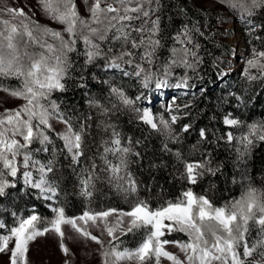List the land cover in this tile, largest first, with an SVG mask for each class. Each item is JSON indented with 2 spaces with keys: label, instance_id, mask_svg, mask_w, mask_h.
<instances>
[{
  "label": "snow or ice",
  "instance_id": "6c2138e0",
  "mask_svg": "<svg viewBox=\"0 0 264 264\" xmlns=\"http://www.w3.org/2000/svg\"><path fill=\"white\" fill-rule=\"evenodd\" d=\"M225 3L248 16L257 7H264V0ZM39 5L52 20L64 26L63 32L40 25L23 9L9 8L11 18L0 20V90L24 101L15 109L0 112V198L10 195L9 190L22 182L42 199L58 201L64 192L60 160L65 159L77 177L80 195L90 205L94 198L99 200V196L106 195L101 191L106 185L123 194L129 210L104 207L97 202L77 216H68L62 203L52 207L51 218L41 217L35 211L27 216L12 212L11 223L0 220V254L8 256V264H30V244L49 233L60 237L62 252L70 255L63 242L65 225L100 246L103 264H161L162 259L171 264H262L264 190L249 187L239 198L216 206L206 196H197L189 189L174 200L153 205L139 198L143 182L132 170V165L144 158V153L136 151L141 141L122 136L109 124L105 131L110 128L111 132L103 141L102 151L97 148L93 152L91 116L74 120L50 99L54 91L65 90L63 81L71 64L69 54L79 50L78 42L82 43L85 64L103 59L106 68L120 69L125 76L143 77L145 88L153 81L156 89L187 87V76L175 85H169V77L174 68L195 70L201 62L197 53L200 45L193 36V31L199 29L186 24L178 30L172 39L179 47L173 46L169 58L162 60L160 0H91L87 18L79 13L76 0H39ZM125 66L132 71L125 70ZM244 76L249 81L264 80V50H253ZM7 78L19 84L5 87L3 79ZM109 91L120 105L131 107L142 123L166 141H178L172 127L178 119L176 115L165 119L149 108L134 107L135 101L122 88L112 86ZM113 109L119 110L116 103L102 111L107 114ZM54 119L64 124V130L56 134L59 145L49 134L54 131L50 123ZM223 123L244 129L238 138L231 132L226 136L229 143L238 139L241 156H246L257 141L264 142V121L245 123L226 115ZM190 128L191 124H185L182 131L188 132ZM199 136L207 140V129H200ZM34 144L38 146L33 147ZM164 151H171L167 142ZM41 152L48 154L43 160L38 158ZM175 155L178 159L183 157L179 151ZM217 171L208 159L184 163V175L191 184L205 173L215 175ZM92 230L100 234L95 235ZM173 232L184 234L187 240L167 239ZM130 233H140L139 243L134 248L122 247L121 237ZM168 245L177 247L184 258L168 251ZM254 255L260 260L252 259Z\"/></svg>",
  "mask_w": 264,
  "mask_h": 264
},
{
  "label": "trees",
  "instance_id": "16d2710c",
  "mask_svg": "<svg viewBox=\"0 0 264 264\" xmlns=\"http://www.w3.org/2000/svg\"><path fill=\"white\" fill-rule=\"evenodd\" d=\"M247 2L250 4L251 0ZM90 3L91 0H76L78 11L85 18L88 16ZM160 5L163 47L159 55L162 60L169 58L173 46L179 47L174 45L172 39L178 30L186 24L190 28L195 25L199 29V32L193 31V36L200 45L197 53L201 62L195 70L174 68L173 75L169 77V85H175L187 76V87L156 89L153 81L145 88L143 77L125 76L120 69L106 68L103 59L85 64L82 43L78 42L79 50L69 54L71 64L63 81L65 90L54 91L50 99L66 114L72 115L74 120L91 116L89 123L92 125L90 139L93 141V152L97 148L102 151L103 141L108 139L111 132L110 128L105 131L109 124L122 136L141 141L136 145V151L144 153V158L133 164L132 170L143 182L138 192L139 198L147 199L153 205L174 200L189 189L197 196H206L216 206L239 198L249 187L264 190V142L257 141L246 156H241L238 139L229 143L226 136L231 132L238 138L244 129L223 123L226 115L245 123L264 121V80L249 81L244 76L247 60L252 57L253 50H264V7H257L254 14L248 16L239 9L230 8L225 0H218L215 6L204 4L203 0H160ZM9 8L23 9L40 25L63 32L64 26L43 12L39 0H0V20L11 18L7 12ZM234 19L238 20L248 43L246 55L238 70L231 67L233 48L227 41L233 32L227 24ZM253 25L256 26L255 29L250 30ZM65 38L67 39V34ZM125 70L132 71L127 66ZM252 71L255 73V69ZM3 84L5 87L17 86L19 81L7 78L3 79ZM112 86L122 88L135 101L134 107L141 109L150 98L157 100L164 93L175 92L176 104L172 109L165 110L157 106L153 113L157 116L164 115L169 120L172 115L178 117L172 126L179 137L178 141H166L160 133L142 123L131 107L120 105L110 95ZM136 97L140 99L136 100ZM17 101L12 109L24 103L19 98ZM112 103H116L119 110L113 109L104 114L102 109H111ZM185 124H191L188 132L182 131ZM202 128L207 129V140H201L199 136ZM49 134L54 144L59 145L57 132L54 130ZM165 142L171 151H164ZM177 151L183 154L181 159L176 157ZM47 156V153L41 152L38 158L43 160ZM205 159L211 160V167L218 168L219 171L215 175L205 173L195 184L189 183L184 175L185 160ZM153 163L159 166L152 168ZM59 175L62 177L64 192L58 201L42 199L36 190H29L22 182H18L17 188L9 190L10 195L0 198V220L11 223L14 219L12 212L27 216L33 211L41 217L51 218L53 204L58 206L61 203L67 215H75L89 207H95L97 202L104 207L129 208L123 194L106 185L101 187L106 195L97 194L99 200L94 198V203L90 205L76 187L77 177L68 160H60ZM172 235L178 240H187L182 233L173 232ZM121 239L122 247L134 248L141 236L140 233H130Z\"/></svg>",
  "mask_w": 264,
  "mask_h": 264
},
{
  "label": "rangeland",
  "instance_id": "374dc122",
  "mask_svg": "<svg viewBox=\"0 0 264 264\" xmlns=\"http://www.w3.org/2000/svg\"><path fill=\"white\" fill-rule=\"evenodd\" d=\"M203 3L209 6H215L218 4V0H203ZM238 20L234 19L232 22H228L227 26L233 29L232 35H230L227 41L232 45L233 55L231 56V67L238 70L241 67L244 56L246 55L248 49L247 40L244 37L243 31L240 28ZM234 23V26H231ZM242 45V46H241ZM238 46H240L238 50ZM241 48L242 52H241ZM239 51V52H238ZM238 55V57H237ZM237 57V58H236ZM175 92L170 91L164 93V95L159 99L150 98L148 102L144 103V108H149L154 111L157 106L164 108L165 110L172 109L175 104ZM17 98L12 97L8 92L0 90V112L5 109H9L17 104ZM53 129L59 133L64 130V124L58 120L50 121ZM219 206V205H218ZM52 207H56L54 204ZM129 210V208L121 209ZM83 212V211H82ZM82 212L75 215L82 214ZM32 213V212H31ZM30 213V214H31ZM114 219V218H113ZM63 231L65 232L64 244L70 249V255H65L60 248V237L54 233H49L45 236L38 237L34 242L30 244L29 260L30 264H65V261H69V264H101L103 263L102 257L99 254L100 246L90 239H85L80 237L75 233L70 226H63ZM93 234L99 235L100 233L96 230H92ZM169 240H178L174 238L173 235H167ZM105 246L108 244V237L104 236ZM183 241V240H182ZM168 251L173 252L180 256L181 259L184 258L183 254L180 253L177 247L173 245L166 246ZM254 260H260L258 255H254L252 258ZM0 264H8V256L0 254ZM121 264H132V262H121ZM161 264H171L170 261L162 259Z\"/></svg>",
  "mask_w": 264,
  "mask_h": 264
},
{
  "label": "bare ground",
  "instance_id": "6f19581e",
  "mask_svg": "<svg viewBox=\"0 0 264 264\" xmlns=\"http://www.w3.org/2000/svg\"><path fill=\"white\" fill-rule=\"evenodd\" d=\"M235 24L234 23H232V25L231 26H234ZM242 46V45H241ZM239 48H240V46H238V50H239ZM242 49L243 48H241V52H242ZM239 52V51H238Z\"/></svg>",
  "mask_w": 264,
  "mask_h": 264
},
{
  "label": "built area",
  "instance_id": "2783aa9c",
  "mask_svg": "<svg viewBox=\"0 0 264 264\" xmlns=\"http://www.w3.org/2000/svg\"><path fill=\"white\" fill-rule=\"evenodd\" d=\"M238 22H236V25H237Z\"/></svg>",
  "mask_w": 264,
  "mask_h": 264
},
{
  "label": "water",
  "instance_id": "95a60500",
  "mask_svg": "<svg viewBox=\"0 0 264 264\" xmlns=\"http://www.w3.org/2000/svg\"><path fill=\"white\" fill-rule=\"evenodd\" d=\"M237 57H238V55H237ZM237 57H236V58H237Z\"/></svg>",
  "mask_w": 264,
  "mask_h": 264
}]
</instances>
